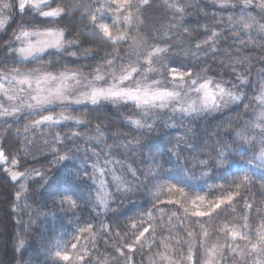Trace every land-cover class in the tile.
I'll use <instances>...</instances> for the list:
<instances>
[{
	"label": "trees",
	"instance_id": "trees-1",
	"mask_svg": "<svg viewBox=\"0 0 264 264\" xmlns=\"http://www.w3.org/2000/svg\"><path fill=\"white\" fill-rule=\"evenodd\" d=\"M182 1L176 6H180L189 19L184 22L179 36L183 35L185 42L196 48L211 40L227 51L238 50L236 41H232V31L226 32L228 24L225 25L224 19L227 17H234L233 24L243 25L244 12V15H251L246 17L264 24V8L260 7L264 0H251L249 4L240 0L231 9L218 7L213 0H189L188 6ZM19 2L0 0V13L4 12L7 20L0 31V64L8 59L10 41L25 28H59L74 42L71 53L48 54L36 58L30 65L44 66L53 72L81 71L93 75L106 70L110 61L118 66L133 47L132 43L141 40L149 43L150 40L146 30V7L136 4L137 0L126 15H131L127 23L113 12L112 17L109 16L111 13L104 8L103 0H50L49 8L60 9L63 13L56 19H46L42 12L36 13L30 8L20 12ZM105 26L111 37L102 31ZM120 36L124 39H117ZM247 38H244L245 44L251 42ZM179 42L178 46L183 47V40ZM244 50L243 54L254 58L247 72V96L224 112L201 117L184 127L168 130L134 127L128 122L135 119L138 111L131 103L71 106L70 114L83 120L85 129L101 131L99 141H102L98 145L94 141L81 144L85 148L84 155L72 152L75 146L67 143L68 137L61 143L55 141L43 155L29 151L26 126L30 121L26 115L14 118L11 113L5 115L4 101L0 98V148L6 161L0 163V264H61L60 259L54 257V251L59 247L61 250L68 248L78 235H81L82 245L85 246L88 239L93 243L98 225L99 229L104 225L108 238L111 237L110 245L117 249L122 248L124 240L131 244L141 227L148 224L155 234L164 230L183 239V228L189 226L186 225L188 221L197 241L204 238V230L221 231L230 236L237 227L243 232L245 227L264 226V169L254 160L255 144L237 137L247 117L250 98L255 94L252 79L258 73V87L264 79V37L253 39V44ZM227 62L223 64L212 58L192 65V69L201 71L202 75L213 69L221 79L240 84L238 71L226 66ZM85 129L81 126L76 130L83 133ZM113 137L119 145H114ZM110 146L114 150L108 149ZM108 155L121 162L129 194L105 203L99 198V185L93 181V163ZM207 161L209 172L202 174L201 165ZM12 171L18 172L20 177L13 179ZM160 187L204 194L211 201H219L223 196L234 199L229 206L223 205L207 215L188 217L183 214L167 225L159 224L162 216L158 218L157 207L164 214V220L167 217L165 207L169 214L172 213L165 202L156 204L160 201L155 197ZM67 200L74 201L77 206L73 208L63 203ZM176 221L179 225L172 226ZM107 236L98 237L106 243ZM199 248L194 264L201 261ZM133 253L137 256L133 257L134 263L144 264L142 253L138 249ZM98 256L100 254L95 258ZM84 257L77 255L63 264H86L89 255ZM106 260L109 264L124 262L112 261L110 256H105L102 262ZM92 263L90 260L87 264ZM223 264L235 263L229 255Z\"/></svg>",
	"mask_w": 264,
	"mask_h": 264
},
{
	"label": "rangeland",
	"instance_id": "rangeland-1",
	"mask_svg": "<svg viewBox=\"0 0 264 264\" xmlns=\"http://www.w3.org/2000/svg\"><path fill=\"white\" fill-rule=\"evenodd\" d=\"M213 1L218 7L231 9L240 0ZM243 1L245 3L247 1V4L251 2V0ZM103 2L107 12H113L118 17L122 16L124 18L123 22L126 21L127 23L131 20V15L130 17L127 16L131 12L129 11L131 6L135 5L134 0H103ZM177 2L179 0H148V3L145 4L144 0H137L136 4H142L146 7L148 16L146 30L150 36L149 43L146 40L145 42L141 40L140 42L132 43L131 46L134 48L130 47V50L125 53L118 66L113 61H110L111 63L109 62L108 66L105 67L106 70L99 71L93 75L81 71L53 72L47 70L44 66H30L36 58L44 57L48 54L71 53L73 49L65 47L63 52H56L54 49L49 48L47 51L41 52L39 51L40 49L48 48V44L55 42L59 37L41 35L23 37L17 40L16 37L22 32L63 33V44L72 45L74 42L69 40L65 31L59 28L44 30L25 28L19 30L13 40L10 41L8 59L0 64V98L4 101L5 113H11V118L26 115L30 121L26 126V137L28 136L27 149L36 153V155H43L44 150L50 149L55 141L61 143L68 137L67 143L72 142V145L75 146L72 152L75 155H84L85 148L81 146L83 142L94 141L96 145L101 143L102 140L99 141L102 137L100 136L101 131L97 128L93 130L85 129L86 123L70 114L69 109L71 106L79 104H91L86 101L89 100L92 92L106 90L113 85L118 86V90L138 91L141 98H146L150 101L154 99L155 94L162 92L172 93L176 97L175 99L165 98L163 107H161L160 101H155L157 105L155 108L140 109L135 107V111L138 112H136L133 121H139L142 125L141 129L152 128L156 130L157 128L168 130L184 127L201 117H212L224 112L246 97L247 72L254 58L243 54L244 48L250 47L251 43L253 44V39L264 37V24L257 22L255 18H248L251 15L249 13L244 15V12L242 15L243 25H237V22L233 24V21L235 22L234 17H227L224 19L225 25L228 24L225 29L226 32L228 29L232 31V33L229 31V33L231 37H234L232 41H236L235 45L238 50L232 52L233 50L229 49L230 51H227L220 48V43L212 42L211 40L206 42L208 44L198 45L196 48L187 44L188 42H185L183 35L179 36L184 30V22L189 19V15L185 14L180 6H176ZM181 3L188 6L189 0H183ZM46 6L42 7V13L56 10ZM121 8H123V11ZM4 14V12L0 13V21L5 20ZM108 15L112 17V13ZM245 37L251 42L245 44ZM180 40L184 42L183 47L178 46L181 43L179 42ZM230 47L232 48V45ZM157 49L166 51H161L158 56L151 55ZM212 49H215V51ZM212 58L223 64L228 61L229 63L227 62L226 66L238 71L241 83L237 84L223 80L218 72L213 69L208 71L207 75H202L201 71L192 69V65L206 62ZM133 70L138 71H135L132 80L121 84L120 79L129 72H133ZM173 70L185 78L183 80L174 79ZM188 73H191V75L189 76ZM258 76V73H256L252 79L254 80L255 94L250 98L252 102L248 105L247 117L238 131V136H236L240 140L245 139L247 143L252 142L255 144L254 160L256 165L264 169V119H261L262 114H264V104L258 102L260 98H264V79H262L258 87L256 85L259 81ZM52 77H57V79H52ZM97 77H101V79L98 80ZM23 80H27L31 87L28 84L20 83ZM209 82H211L208 88L209 92L215 93L218 88L222 87L226 95L223 99L216 97L218 107L210 105L209 110H203L204 105L208 101L205 99L204 92L197 91V89ZM58 92L59 95H55ZM227 93L239 97V102H232L231 97ZM75 101L80 102L75 103ZM185 109L193 112V114H185ZM145 112L147 115H145ZM49 116L59 119L61 122L37 124V121L44 120ZM77 120L84 123L77 124L75 123ZM81 126L85 129L83 133L76 130ZM112 139L114 145L117 143L119 145L116 137ZM108 149L114 150L113 146ZM0 152H3L1 148ZM208 165L209 161L204 162L201 165L203 168L200 173H208ZM121 168V162L117 158L113 160L110 155L99 161L95 159L93 163V181L100 187L98 195L102 202L108 203L112 198L117 199L129 194L128 183L123 176ZM12 174L13 177H20L18 172L12 171ZM115 178H119V189ZM155 197L156 199L160 198V201L156 202V204L161 203V201L165 202L168 208L172 210V213L169 214L168 209L165 207L164 211L167 217L164 220V214L157 207L158 218L160 215L162 216L159 224L166 223L167 225L173 218L176 220L181 215L195 217L194 213L196 212L209 213L214 209H218L216 207L217 204H220V207L223 205L229 206L226 201L231 196H223L219 201H211L206 199L204 194H194L190 191L188 192V190L174 187H160L156 190ZM168 201L174 202L169 203ZM166 219L168 220L167 222ZM180 220L183 223V217ZM155 224H158V221ZM176 225H179L178 221L172 224V226ZM180 225L183 226V224ZM186 225L190 226L191 224L187 221ZM153 226L156 227L155 225ZM182 226H179V228L181 229ZM189 226L186 229L185 227L183 228L184 237L182 239V237L178 238L173 232L170 234L164 230L157 231V234H155L156 231H153L152 226L148 224L141 227L137 238L131 244L123 239L122 248L117 249L110 245L111 237L108 238L104 225L101 229H99L100 225H98V231L93 236L97 238L93 243L89 242L88 239V243L85 246L82 245L81 235H78L77 239L68 248L61 250L59 247V250L56 249L53 254L58 260L60 259L59 257L65 255L71 258L67 261L60 259L61 264L73 260L77 255L80 257L83 255L84 257L85 254L89 255L87 263L93 260L92 264H109L107 260V262L102 261L105 256H110V260L115 262H118L119 259L124 261L123 264H135L133 257L136 255L133 251H128L129 248H134L138 249L139 253H142L140 256L144 264H194L200 246V264H208L209 261L212 264H223L229 255L232 256L235 264H264V242H261L260 237L257 235V232L264 231V227L258 226L256 229H247L245 227L243 232L237 227L231 231L230 236L221 231L204 230V238L201 241H197L190 228L191 226ZM233 232L238 236H243V239L233 240L231 238ZM98 236H107L108 241L103 243ZM20 244V239H18V248ZM253 247L256 248V251H252ZM19 250L18 252H20ZM234 252L236 253L235 255L233 254ZM120 253H123V255H120ZM99 254L100 256L95 258ZM126 256L128 259H126ZM83 259L87 258L84 257Z\"/></svg>",
	"mask_w": 264,
	"mask_h": 264
},
{
	"label": "snow or ice",
	"instance_id": "snow-or-ice-1",
	"mask_svg": "<svg viewBox=\"0 0 264 264\" xmlns=\"http://www.w3.org/2000/svg\"><path fill=\"white\" fill-rule=\"evenodd\" d=\"M144 3L147 4L148 0H144ZM45 5H47L48 7H51L50 0H20L19 10H20V12H23L25 8H30V9L34 10V12L40 13L42 7ZM5 7H7V5H5ZM260 7L264 8V4H261ZM121 10L123 11V8H121ZM177 10L179 11V9H177ZM42 14L46 19L47 18L56 19L59 16H61L63 13L60 9H56L55 11H44ZM6 24H7V20L0 21V31H3V28L5 27ZM102 31L106 35L111 37V34L109 33V31L106 27L102 28ZM41 35L59 37L55 42L48 44V48L40 49L39 51H41V52L47 51L49 48L54 49L56 52H63V49L65 47H71L72 46L71 44H63L62 43V37L64 35L63 33L22 32L20 35H18L16 37V39L19 40L23 37L41 36ZM117 39L123 40L124 37L120 36ZM212 50L215 51V49H212ZM161 51H166V50L157 49L151 55L158 56ZM135 71H138V70H133V72H129L125 77L121 78L120 83L125 84V83H127V81L132 80L133 75L135 74ZM188 75L190 76L191 73H188ZM173 77H174V79H179V80H183L185 78L183 75L175 73L174 70H173ZM69 78H71V77H69ZM52 79H57V77H52ZM97 79L99 80V79H101V77H97ZM193 82H195V81H193ZM20 83L28 84V86L31 87V84H29V82L27 80L20 81ZM210 84H211V82H209L208 84H204L201 86V88L197 89V91H203L204 92L205 99H206V101H208V103H206L204 105L203 110H209L210 105L214 106V107H218L219 105H217V103H216V97H220L221 99H223L224 96L226 95V93L222 87L218 88V90L215 93L209 92L208 88H209ZM55 95H59V92L55 93ZM227 95L231 97L232 102H234V103L239 102V99H240L239 97L232 96L231 93H227ZM165 98L175 99L176 97L172 93L162 92V93L155 94L154 99L152 101H150L149 99L141 98V95L139 94L138 91L133 92L131 90H129V91L118 90V86L113 85L112 87H110L106 90L92 92L89 100L86 102H90L93 105H98V104H101L102 102L112 103L113 105L131 103L134 107L144 109V108H155L157 106L155 101H160L161 107H163V103H164ZM9 99H11V97H9ZM61 102H63V101H61ZM79 102L80 101H75V103H79ZM258 102L261 104H264V98H260L258 100ZM184 111H185V114H188V115L193 114V112H190L188 109H185ZM5 115H7V113H5ZM145 115H147L146 112H145ZM261 119H264V114H262ZM60 122L61 121L59 119H54L53 117L49 116V117H46L44 120L37 121V124H50V123H60ZM75 123L81 124L84 122L77 120V121H75ZM128 123H130L132 126L137 127V128L142 127V125L139 121H129ZM0 163H6V161L4 160V153L3 152H0ZM16 178L17 177H13V179H16ZM115 180L118 184V189H119L120 188L119 178H115ZM232 199H234V197H230L226 201V203L230 204ZM168 202L173 203L174 201H168ZM63 203H67L73 208L77 206L76 203L72 200H67ZM216 207L219 208L220 204H217ZM185 211H187V209H185ZM194 214L196 216L207 215V213H200V212H196ZM133 227H135V225H133ZM262 227H264V226H262ZM85 231H90V229H85ZM257 235L260 237L261 242H264V231L257 232ZM231 238L233 240L243 239V236H238L235 232H233ZM137 243H139V241H137ZM128 251H135V249L129 248ZM252 251H256V248L253 247ZM233 254L235 255L236 253L234 252ZM120 255H123V253H120ZM59 258L62 260H65V261L71 259L69 256H66V255L61 256ZM189 259H191V257H189ZM208 264H212V262L209 261Z\"/></svg>",
	"mask_w": 264,
	"mask_h": 264
}]
</instances>
